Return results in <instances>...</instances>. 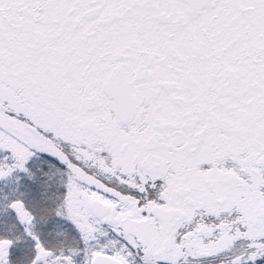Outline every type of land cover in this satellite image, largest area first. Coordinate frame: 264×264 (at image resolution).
Listing matches in <instances>:
<instances>
[{
    "label": "snow or ice",
    "instance_id": "snow-or-ice-1",
    "mask_svg": "<svg viewBox=\"0 0 264 264\" xmlns=\"http://www.w3.org/2000/svg\"><path fill=\"white\" fill-rule=\"evenodd\" d=\"M0 264H264V0H0Z\"/></svg>",
    "mask_w": 264,
    "mask_h": 264
}]
</instances>
